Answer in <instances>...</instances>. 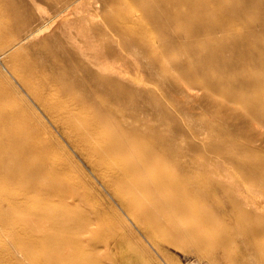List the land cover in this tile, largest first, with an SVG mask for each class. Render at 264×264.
Returning <instances> with one entry per match:
<instances>
[{"label":"rangeland","instance_id":"1","mask_svg":"<svg viewBox=\"0 0 264 264\" xmlns=\"http://www.w3.org/2000/svg\"><path fill=\"white\" fill-rule=\"evenodd\" d=\"M182 1L0 0V133L37 127L42 114L27 85L53 81L85 94L92 84L101 94L83 96L95 103L104 98L115 122L125 117L169 154L170 167L190 183L189 197L206 217L173 224L176 211L167 204H177L179 196L162 190L157 199L167 204L156 203L154 230L146 231L127 219L90 164L73 152L77 177L91 195L82 204L109 211L101 218L110 223L116 222L112 210L127 220L129 243L115 253L116 263L264 264L239 234L264 222V0H187V12L197 18L193 31L164 18L168 4ZM117 11L132 13V33L108 21ZM160 13L162 21L156 20ZM95 31L105 38L93 39ZM103 53L114 76L95 78L91 67ZM24 68L33 69L28 84L20 75ZM216 233L223 243L233 234L240 246H213L207 237ZM0 249V264H31L10 234L0 236Z\"/></svg>","mask_w":264,"mask_h":264},{"label":"bare ground","instance_id":"2","mask_svg":"<svg viewBox=\"0 0 264 264\" xmlns=\"http://www.w3.org/2000/svg\"><path fill=\"white\" fill-rule=\"evenodd\" d=\"M187 2L168 4V15L164 18L168 17L193 31L197 18L187 12ZM160 14L156 15L158 21L163 18ZM108 21L123 33L134 31L132 13L117 11ZM96 32L97 38L93 36L95 34L91 35L93 39L105 38L104 33ZM98 40L92 43L98 45ZM218 49L215 47L213 53L219 54ZM102 57L101 61L96 59L94 67H91L95 68L96 72H92L95 78L97 75L112 74L109 67L111 61L106 60L105 53ZM32 71L31 68H24L20 70V75L26 81ZM84 76L85 80L87 77ZM106 81L109 83V80ZM114 83H117L116 80ZM254 83L253 76L246 78L247 86ZM27 87L42 114L37 120V127L23 128L14 136L0 133V236L10 234L14 237L25 262L117 264L115 253L129 243L124 233L128 229L127 220L119 211L112 210L116 222L110 223L101 218L109 211L82 204L89 201L91 195L77 177L79 169L73 152L79 153L90 164L92 171L118 200L127 219L134 220L144 230H154L151 221L160 212L156 203L167 202L160 197L157 199L162 190L168 192L171 198L179 196L177 204L166 203L170 210L176 211L169 218L170 222L185 227L187 219L196 222L206 220L196 209V200L189 197L192 194L190 183L183 181L182 176L170 167L171 156L139 136L138 129L130 128L125 117L115 122L113 117L116 112L105 107L104 98L99 103L86 98L101 94L93 89L92 84L85 94L53 81ZM101 87L105 92V86ZM117 110L122 112V109ZM260 172L263 173V169ZM261 184L264 187V181ZM260 196L262 199L259 202L264 207V190ZM19 228L20 231L17 230ZM239 234L244 237L243 247L252 248L264 259V222L254 229L243 227L239 229ZM207 238H211V244L219 248L228 244L240 246L233 234L224 243L218 233Z\"/></svg>","mask_w":264,"mask_h":264}]
</instances>
